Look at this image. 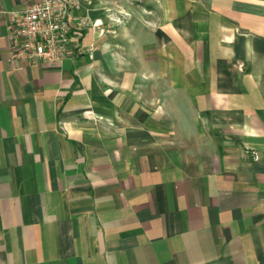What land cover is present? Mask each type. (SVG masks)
Masks as SVG:
<instances>
[{"label":"crops","instance_id":"crops-1","mask_svg":"<svg viewBox=\"0 0 264 264\" xmlns=\"http://www.w3.org/2000/svg\"><path fill=\"white\" fill-rule=\"evenodd\" d=\"M33 2L0 0V264H264V0H84L60 65L12 57Z\"/></svg>","mask_w":264,"mask_h":264},{"label":"built area","instance_id":"built-area-1","mask_svg":"<svg viewBox=\"0 0 264 264\" xmlns=\"http://www.w3.org/2000/svg\"><path fill=\"white\" fill-rule=\"evenodd\" d=\"M84 0H34L25 10L12 12L8 22V35L13 41L12 57L37 64L60 65L68 55L74 37L71 11L81 7ZM99 21H95L97 25ZM89 25L86 18L79 19L81 29Z\"/></svg>","mask_w":264,"mask_h":264},{"label":"rangeland","instance_id":"rangeland-1","mask_svg":"<svg viewBox=\"0 0 264 264\" xmlns=\"http://www.w3.org/2000/svg\"><path fill=\"white\" fill-rule=\"evenodd\" d=\"M102 6L106 10L105 18H107L113 26L122 25L124 20L130 17L127 10L129 6L145 4L149 6L151 0H103ZM125 6V7H124ZM107 8V9H106Z\"/></svg>","mask_w":264,"mask_h":264}]
</instances>
